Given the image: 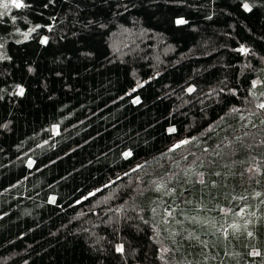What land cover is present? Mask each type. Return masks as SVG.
Segmentation results:
<instances>
[{"label":"trees","instance_id":"1","mask_svg":"<svg viewBox=\"0 0 264 264\" xmlns=\"http://www.w3.org/2000/svg\"><path fill=\"white\" fill-rule=\"evenodd\" d=\"M22 3L0 0V264H264V0ZM172 208L212 239L165 235Z\"/></svg>","mask_w":264,"mask_h":264},{"label":"rangeland","instance_id":"2","mask_svg":"<svg viewBox=\"0 0 264 264\" xmlns=\"http://www.w3.org/2000/svg\"><path fill=\"white\" fill-rule=\"evenodd\" d=\"M178 143V142H177ZM164 227L163 233L168 235L170 229L185 233L187 239H195L208 243L212 239L214 222H206L195 210L191 209H175L172 208L168 215L162 221ZM211 245H214L211 243Z\"/></svg>","mask_w":264,"mask_h":264},{"label":"snow or ice","instance_id":"3","mask_svg":"<svg viewBox=\"0 0 264 264\" xmlns=\"http://www.w3.org/2000/svg\"><path fill=\"white\" fill-rule=\"evenodd\" d=\"M11 5L13 7H15V8H21V7H24L25 6L22 3V0H11ZM8 6L9 5L7 3L3 4V7L4 8H8ZM244 9L246 11H251V9L249 8L248 4H244ZM177 23H184V21L183 20H179V21H177ZM41 43H47V39L42 40ZM241 51H244V49H241ZM253 87H255V83L253 84ZM189 91L191 92V91H193V89H189ZM23 93H24V89L23 88H20L18 94L19 95H23ZM136 102H139V100L137 99ZM257 107H259L261 109H264V103H261V104L257 105ZM235 110L236 109H234V111ZM169 131L170 132H174L175 129H169ZM187 143H189V141L188 140H184V141H181L180 144L175 145L174 147H180L182 144H187ZM124 155H125V157H129V156H131V153L130 152H126ZM138 167H140V166H138ZM249 235H251V233H249ZM122 250H123L122 247H118L117 248V251H122Z\"/></svg>","mask_w":264,"mask_h":264},{"label":"water","instance_id":"4","mask_svg":"<svg viewBox=\"0 0 264 264\" xmlns=\"http://www.w3.org/2000/svg\"><path fill=\"white\" fill-rule=\"evenodd\" d=\"M184 140H186V138L184 139ZM179 143H175V145H178Z\"/></svg>","mask_w":264,"mask_h":264}]
</instances>
